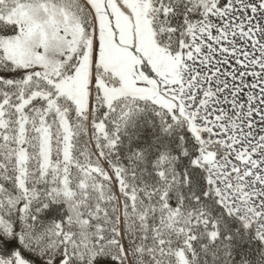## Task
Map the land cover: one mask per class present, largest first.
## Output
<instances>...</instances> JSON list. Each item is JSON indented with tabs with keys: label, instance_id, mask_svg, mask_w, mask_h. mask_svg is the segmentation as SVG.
Segmentation results:
<instances>
[{
	"label": "snow or ice",
	"instance_id": "6c2138e0",
	"mask_svg": "<svg viewBox=\"0 0 264 264\" xmlns=\"http://www.w3.org/2000/svg\"><path fill=\"white\" fill-rule=\"evenodd\" d=\"M0 264H264V0H0Z\"/></svg>",
	"mask_w": 264,
	"mask_h": 264
}]
</instances>
